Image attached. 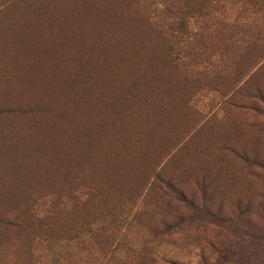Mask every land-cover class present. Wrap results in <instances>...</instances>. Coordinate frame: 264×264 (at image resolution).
<instances>
[{"label":"rangeland","instance_id":"obj_1","mask_svg":"<svg viewBox=\"0 0 264 264\" xmlns=\"http://www.w3.org/2000/svg\"><path fill=\"white\" fill-rule=\"evenodd\" d=\"M247 3L0 0V264H264Z\"/></svg>","mask_w":264,"mask_h":264},{"label":"trees","instance_id":"obj_2","mask_svg":"<svg viewBox=\"0 0 264 264\" xmlns=\"http://www.w3.org/2000/svg\"><path fill=\"white\" fill-rule=\"evenodd\" d=\"M250 3H247V6L250 11L254 14V12H256V5H258L259 2L263 1V0H248ZM260 15V12H259ZM257 18V17H256ZM251 20L253 21L254 19L251 18ZM264 20V16L260 15V20L262 21ZM258 19L255 20L254 22H245V23H240V28L243 27V32L242 34L237 38L235 37L234 33L232 32V30H223V34H222V39L224 42L232 44L234 46H239L240 47V43L242 42V40H247L248 38H252L250 39V41L248 42V44L250 45V43H256L255 41H258L260 39H264V22L263 23H259L258 24ZM184 24L183 20L180 19L178 21V27H182V25ZM225 28H230V27H235L237 25H233V22H225ZM246 26H251L253 27L252 29H247ZM224 28V29H225ZM247 44V45H248ZM247 46H245L246 48ZM25 53V51H24ZM23 53V54H24ZM48 215V214H47ZM113 230H111V235L113 234ZM110 235V234H107ZM105 234H99V237L101 238V241L99 242V244L95 245L96 246V257L98 256V258L96 259V261L99 264H106L108 263V258L106 256L112 254L113 250H111V240H108V236ZM144 249L146 251H144L143 256L145 258V264H155L156 260H160L159 257L154 256L153 254H151V250H149L148 247H144ZM100 258V259H99ZM107 258V259H106ZM110 261V258H109ZM204 262V261H202ZM166 264H177V260L174 259L173 257H169V259L167 261H165Z\"/></svg>","mask_w":264,"mask_h":264}]
</instances>
